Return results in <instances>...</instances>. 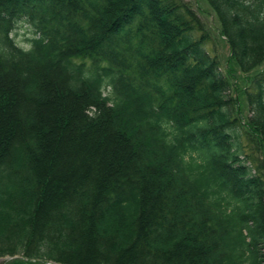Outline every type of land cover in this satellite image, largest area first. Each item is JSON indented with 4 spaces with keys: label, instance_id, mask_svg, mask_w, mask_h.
Masks as SVG:
<instances>
[{
    "label": "trees",
    "instance_id": "trees-1",
    "mask_svg": "<svg viewBox=\"0 0 264 264\" xmlns=\"http://www.w3.org/2000/svg\"><path fill=\"white\" fill-rule=\"evenodd\" d=\"M207 1L262 66L264 0ZM203 31L175 0H0V258L264 264V70L235 88Z\"/></svg>",
    "mask_w": 264,
    "mask_h": 264
},
{
    "label": "rangeland",
    "instance_id": "rangeland-1",
    "mask_svg": "<svg viewBox=\"0 0 264 264\" xmlns=\"http://www.w3.org/2000/svg\"><path fill=\"white\" fill-rule=\"evenodd\" d=\"M179 4H184L191 8L196 14L201 24L203 25V32L207 34V46L211 50L212 54L217 55L220 60L221 67L224 72L231 69L232 76L230 78L231 84L239 88V90H245L252 83L254 76L264 70V64L259 68L255 69L253 72L246 74L240 71V69L230 61L231 49L226 40L222 35L221 25L218 21L215 11L212 9L207 0H175ZM33 35V27L27 22L21 20L16 28L14 29L13 36L17 44L24 48L30 47V42L28 39ZM234 95L235 92L232 91ZM251 114L247 102L243 100V117H249ZM245 144H249L245 140ZM250 152V150H249ZM14 257L6 256L0 258V264H8L12 261ZM54 264V263H49Z\"/></svg>",
    "mask_w": 264,
    "mask_h": 264
}]
</instances>
